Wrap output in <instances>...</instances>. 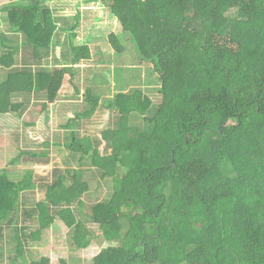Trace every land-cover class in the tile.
<instances>
[{
	"label": "trees",
	"instance_id": "obj_1",
	"mask_svg": "<svg viewBox=\"0 0 264 264\" xmlns=\"http://www.w3.org/2000/svg\"><path fill=\"white\" fill-rule=\"evenodd\" d=\"M30 2L0 0V130L58 106L70 156L43 142L12 161L36 171L0 175V264H28L56 223L73 251L103 238L94 264H264V0H93L105 17L85 39L67 0ZM104 41L152 65L160 104L81 87ZM90 116L100 139L81 130Z\"/></svg>",
	"mask_w": 264,
	"mask_h": 264
},
{
	"label": "rangeland",
	"instance_id": "obj_2",
	"mask_svg": "<svg viewBox=\"0 0 264 264\" xmlns=\"http://www.w3.org/2000/svg\"><path fill=\"white\" fill-rule=\"evenodd\" d=\"M72 7L80 5V12L75 14V10L72 7L67 9L66 14L74 16L70 19L69 26L74 27L77 25L78 20L80 19L82 28L79 29V34L81 39L86 38V33L90 25L93 22L103 19L105 14H102L101 5L93 0H67ZM80 1L82 4H80ZM25 3H31L30 0H25ZM100 7V11H94ZM78 11V10H77ZM73 13V14H72ZM103 15V16H102ZM86 27V28H85ZM127 39V37L125 38ZM93 45L97 44L95 39L91 40ZM100 52L97 51L96 61L86 64L85 69H79L77 71V78L82 88H92L95 92L100 94H109L119 92L123 89L128 91L129 89L135 87L144 88L147 94L152 98L153 102L158 105L163 100V95L161 94V81L159 75L154 72L152 65L146 64L141 65L139 60L135 56V48H132V53L129 52L119 54L114 51L112 46L106 41L100 42ZM134 47V46H133ZM54 52L53 59L50 60V67H53L56 61L62 57V48L57 49ZM85 89H83V93ZM75 99V98H73ZM72 99V100H73ZM80 103V100H75V105L69 107L72 109L76 107V104ZM82 110L84 106L81 105ZM47 114L44 113L40 116H36V121L38 122L37 126L27 128L25 120L22 118L12 129L0 130L4 133V139L2 145H0V175L5 170L9 171L10 178L13 181H22L26 173L29 170H35L37 167L29 165L24 167L16 164L12 165V161L16 160L24 150H36L39 151L40 147H43V142L50 141L52 143L50 149L52 152L53 159L58 157L65 161H69L66 152L63 149L57 147V140L63 139L60 136H63L64 130L61 126V121L59 117L58 106H50L47 110ZM39 113V112H38ZM17 116V114H15ZM45 119L44 123L42 119ZM101 122L100 117H89L81 130H85L86 135L93 137L94 139H100L97 135L103 130L95 128V125H99ZM107 124V123H105ZM104 128V127H103ZM102 128V129H103ZM80 130V129H79ZM42 144V146H41ZM42 151L44 149L42 148ZM44 170L43 167L38 168V172L42 173ZM87 172L91 175L92 172L87 169ZM60 222V221H59ZM92 229L99 233L98 227L90 226ZM67 229L62 223H56V226L46 230L43 234V240L39 245H34L30 251L27 252L26 260L28 264L32 261L38 262L41 258H49L51 264H61V261H67L69 264H94L93 260L96 256L101 254L105 248L108 247V244L102 239H97L94 241L86 250L73 251L68 244L67 240ZM22 264V262H20Z\"/></svg>",
	"mask_w": 264,
	"mask_h": 264
},
{
	"label": "crops",
	"instance_id": "obj_3",
	"mask_svg": "<svg viewBox=\"0 0 264 264\" xmlns=\"http://www.w3.org/2000/svg\"><path fill=\"white\" fill-rule=\"evenodd\" d=\"M4 78H5V76L2 77V81H4ZM23 101H24V99H21V102H23ZM36 102H37V100H35V97H34L32 103L35 104ZM22 119L25 120V117L24 118L22 117ZM4 129H6V128H4ZM4 129H1V130H4ZM7 129H9V128H7Z\"/></svg>",
	"mask_w": 264,
	"mask_h": 264
}]
</instances>
